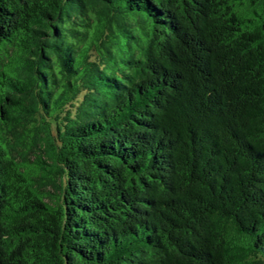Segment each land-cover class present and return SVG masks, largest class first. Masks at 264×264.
Here are the masks:
<instances>
[{
	"label": "trees",
	"instance_id": "obj_1",
	"mask_svg": "<svg viewBox=\"0 0 264 264\" xmlns=\"http://www.w3.org/2000/svg\"><path fill=\"white\" fill-rule=\"evenodd\" d=\"M0 264H264V0H0Z\"/></svg>",
	"mask_w": 264,
	"mask_h": 264
}]
</instances>
